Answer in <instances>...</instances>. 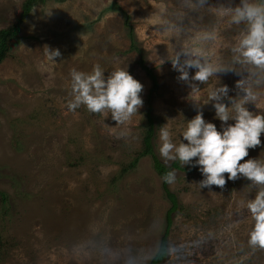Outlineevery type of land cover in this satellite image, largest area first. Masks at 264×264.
Masks as SVG:
<instances>
[{
    "label": "rangeland",
    "instance_id": "obj_1",
    "mask_svg": "<svg viewBox=\"0 0 264 264\" xmlns=\"http://www.w3.org/2000/svg\"><path fill=\"white\" fill-rule=\"evenodd\" d=\"M22 2L0 0V28L16 21ZM219 4L227 6L228 0H209L204 7L196 0H45L32 8L0 63V191L7 195L6 208L0 200V264L148 263L171 206L152 156L138 157L148 106L153 151L165 164L159 128L167 124L172 142L186 144L182 134L199 105L205 121L222 131L209 93L227 85L235 97L241 78L219 74L205 84L196 82L201 90L191 94L171 63L159 59L201 49L210 60L247 75L233 64L231 51L242 26L211 10ZM213 32L215 39L203 38ZM45 46L60 51L54 63L46 58ZM141 56L156 76L155 89L139 64ZM95 64L105 78L124 68L143 85V106L124 125H116L109 111L67 108L71 70L89 73ZM194 73L190 70V76ZM257 91L264 94V83ZM246 107L264 113V95ZM260 139L241 163L264 160V133ZM136 157L135 165L119 175ZM195 168L190 173L172 169L176 181L167 185L179 207L172 213L168 251L159 264H264V250L247 243L254 220L246 203L258 187H250L243 176L227 180L225 174L223 189H201L196 184L204 177Z\"/></svg>",
    "mask_w": 264,
    "mask_h": 264
},
{
    "label": "clouds",
    "instance_id": "obj_2",
    "mask_svg": "<svg viewBox=\"0 0 264 264\" xmlns=\"http://www.w3.org/2000/svg\"><path fill=\"white\" fill-rule=\"evenodd\" d=\"M208 3L209 0H196L200 7ZM211 10L233 25L242 26L231 51L233 64L240 65L247 75L237 71L232 64L210 60L201 49L183 50L170 60L160 58V64L165 61L171 63L173 70L180 74L178 80L187 83L191 94L201 90L196 82L205 84L219 74L232 72L241 78L235 83V97L229 96L227 85L209 93V102H214L215 117L222 122V131H218L215 124L205 121L198 105L197 114L187 121L182 134L186 144L180 141L177 146L172 142L167 124L159 128V154L165 165L178 159L185 166L192 164L196 158L192 166H199L204 177L196 184L201 189H211L212 186L223 189L227 180L235 181L240 176L251 181L250 187H258L255 198L246 203L254 220L247 243L252 249L264 250V160L248 159L241 163L248 157L249 149L261 145L260 137L264 133V113H253L246 107L248 104L255 105L264 95L257 91V87L264 83V0H240L236 5H233V0H228L227 6L219 4ZM203 38L215 39V34L206 33ZM44 51L52 63L61 55L58 49L48 46L44 47ZM190 70H195L194 75L190 76ZM70 76L72 99L67 103L69 111H75L82 105L91 113L109 111L116 125H124L143 106L140 95L143 85L127 69L116 68L105 78V71L95 64L89 73L72 69ZM228 121L235 123L228 124ZM120 135L125 136L127 132L122 131ZM162 179L171 185L176 181V172L168 171Z\"/></svg>",
    "mask_w": 264,
    "mask_h": 264
},
{
    "label": "trees",
    "instance_id": "obj_3",
    "mask_svg": "<svg viewBox=\"0 0 264 264\" xmlns=\"http://www.w3.org/2000/svg\"><path fill=\"white\" fill-rule=\"evenodd\" d=\"M45 0H23L21 4V11L16 19V21L11 24L8 27L0 28V63L9 56V51H10V44L14 39L17 38L18 32L20 25L24 18L30 13L32 8L37 5V4H42L44 3ZM118 7V6H117ZM114 7L113 8H117ZM119 9V8H118ZM125 24L127 26V33L128 36L131 40V47L135 48L136 47V42L134 39V32L132 25L129 23V17L128 15H125ZM140 66L146 71V74L151 78L152 83H153V88L155 89L158 86V82L156 79V76L154 72L151 70V68L147 67L143 63V58L141 56V59L139 60ZM150 106H148L147 109V129L145 132V136L143 137V143H144V148L143 150L139 153V156L142 155H147L150 154L153 158V167L156 170V172L163 177L168 171H172V169H177V170H182L185 173H190L194 171L196 168L192 166V164L195 163V160L192 161V164L185 165L183 166L181 162L177 159L175 161H172L170 165H165L163 162L157 157V155L153 151V135H154V124H153V119L152 116H150L149 111H150ZM138 157H136L128 166H125L124 168L122 167L121 170L119 171V175L122 174V172L126 171L128 167L134 166L136 161L138 160ZM168 183L163 181V189L165 192V195L167 199L170 201L171 206L166 212V224L165 228L163 231V234L159 240V244L157 246L156 252L153 254L151 259L148 261L147 264H159L162 262L167 254L168 251V244H167V234L168 230L171 226L172 223V213L175 212L179 205L177 201V197L174 192H172L168 188ZM0 200H1V205L2 206H7V195L3 191H0Z\"/></svg>",
    "mask_w": 264,
    "mask_h": 264
}]
</instances>
